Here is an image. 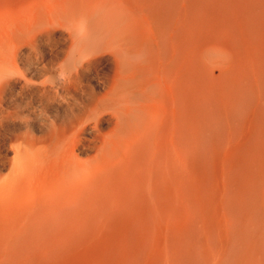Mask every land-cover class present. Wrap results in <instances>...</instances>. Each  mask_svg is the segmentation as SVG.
Segmentation results:
<instances>
[{"label":"bare ground","instance_id":"1","mask_svg":"<svg viewBox=\"0 0 264 264\" xmlns=\"http://www.w3.org/2000/svg\"><path fill=\"white\" fill-rule=\"evenodd\" d=\"M0 171V264H264V0H0Z\"/></svg>","mask_w":264,"mask_h":264},{"label":"rangeland","instance_id":"2","mask_svg":"<svg viewBox=\"0 0 264 264\" xmlns=\"http://www.w3.org/2000/svg\"><path fill=\"white\" fill-rule=\"evenodd\" d=\"M70 26L67 25V23H60L54 30V43H56V50L59 51V57L57 59H54L55 63H62L65 60L66 53L71 47L72 41L70 40V35L67 31V29ZM52 44V46H53ZM98 65L91 68L90 70L85 71L81 75V87H83L84 90L89 91V88L91 87L93 89V93L96 96H100L103 94L107 88L106 81L109 79L112 69H113V64L112 60L109 56H105L103 59L98 60ZM53 76V75H51ZM86 95V93L84 94ZM9 106V105H8ZM51 118L55 119L56 112L52 111L50 113ZM106 119L109 117L106 115ZM19 128V126H17ZM112 126L109 123H104L101 127V130L103 132L108 131L111 129ZM38 133H36L37 135ZM87 137V136H86ZM92 152H88L87 155H83L81 158L82 160L88 159L90 156H92ZM6 174V171H0V176H4Z\"/></svg>","mask_w":264,"mask_h":264}]
</instances>
